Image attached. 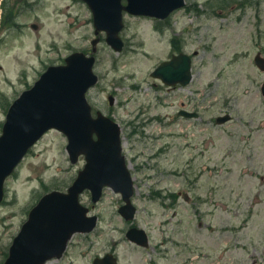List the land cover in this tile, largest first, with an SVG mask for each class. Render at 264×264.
I'll list each match as a JSON object with an SVG mask.
<instances>
[{
    "label": "rangeland",
    "instance_id": "obj_1",
    "mask_svg": "<svg viewBox=\"0 0 264 264\" xmlns=\"http://www.w3.org/2000/svg\"><path fill=\"white\" fill-rule=\"evenodd\" d=\"M185 1L162 23L125 13L120 52L100 34L98 82L86 97L121 127L137 210L129 223L117 211L119 194L106 188L92 203L85 190L80 202L98 217L97 225L74 234L50 264H91L106 252L118 264H264V71L253 62L257 51L264 56V0ZM35 5L15 6L21 31L0 32V132L9 104L47 65L91 48L93 24L84 3ZM30 22L41 23V30ZM178 51L196 52L192 80L168 89L150 71ZM181 104L199 117L177 115ZM224 112L232 119L216 124ZM65 145L61 132L47 131L5 180L0 264L40 195L65 190L83 166L82 156L69 161ZM130 225L146 231L148 247L125 237Z\"/></svg>",
    "mask_w": 264,
    "mask_h": 264
},
{
    "label": "water",
    "instance_id": "obj_2",
    "mask_svg": "<svg viewBox=\"0 0 264 264\" xmlns=\"http://www.w3.org/2000/svg\"><path fill=\"white\" fill-rule=\"evenodd\" d=\"M92 13L95 34L105 32V41L115 51L123 42V11L133 15L166 18L183 7L185 0H82ZM125 1V4H123ZM98 38L91 40L92 52ZM93 55L72 52L64 63L48 66L29 88L9 105L0 134V201L4 179L13 171L28 148L50 129L60 130L67 137L66 150L72 163L84 156L85 164L77 172L66 191L51 190L43 194L29 210L26 220L15 235L3 264H44L59 258L75 232H89L96 225V216L87 215L88 208L79 202V194L89 189L96 202L104 186L122 195L124 204L118 211L131 220L136 208L131 203L134 193L131 174L122 154L120 126L110 117L96 111L92 115L85 93L97 81L92 71ZM254 63L264 70V57L258 52ZM167 85L188 84L192 78L191 58L178 53L160 62L151 72ZM264 95V82L261 86ZM112 103V97H109ZM187 117L195 112L180 110ZM230 119L229 114L216 118L217 123ZM126 237L141 246L148 245L143 229L130 227ZM92 264H116L111 253L95 257Z\"/></svg>",
    "mask_w": 264,
    "mask_h": 264
},
{
    "label": "flooded vegetation",
    "instance_id": "obj_3",
    "mask_svg": "<svg viewBox=\"0 0 264 264\" xmlns=\"http://www.w3.org/2000/svg\"><path fill=\"white\" fill-rule=\"evenodd\" d=\"M34 0H0V32L6 30H22L24 23L17 20L16 13L14 12L15 6L21 4L22 8H27L28 4ZM37 5L41 4V0H36ZM35 5V6H37ZM33 6V8L35 7ZM63 13V11H61ZM67 17H70V14L67 13ZM70 22V20H69ZM32 30L38 32L42 28V24L39 22H30L28 25ZM62 61V60H61ZM168 89H172L169 88Z\"/></svg>",
    "mask_w": 264,
    "mask_h": 264
},
{
    "label": "bare ground",
    "instance_id": "obj_4",
    "mask_svg": "<svg viewBox=\"0 0 264 264\" xmlns=\"http://www.w3.org/2000/svg\"><path fill=\"white\" fill-rule=\"evenodd\" d=\"M51 261H52V260H49V261H47L45 264H50Z\"/></svg>",
    "mask_w": 264,
    "mask_h": 264
}]
</instances>
